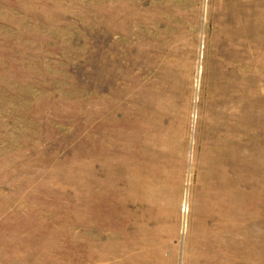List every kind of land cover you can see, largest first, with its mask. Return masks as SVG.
<instances>
[{
  "label": "rangeland",
  "instance_id": "1",
  "mask_svg": "<svg viewBox=\"0 0 264 264\" xmlns=\"http://www.w3.org/2000/svg\"><path fill=\"white\" fill-rule=\"evenodd\" d=\"M0 264H264V0H0Z\"/></svg>",
  "mask_w": 264,
  "mask_h": 264
}]
</instances>
